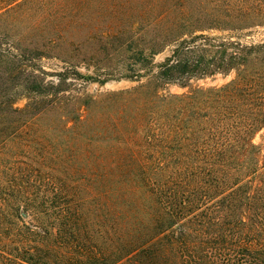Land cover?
I'll return each mask as SVG.
<instances>
[{"label":"trees","instance_id":"trees-1","mask_svg":"<svg viewBox=\"0 0 264 264\" xmlns=\"http://www.w3.org/2000/svg\"><path fill=\"white\" fill-rule=\"evenodd\" d=\"M259 27L264 0H0V264H264Z\"/></svg>","mask_w":264,"mask_h":264},{"label":"rangeland","instance_id":"rangeland-1","mask_svg":"<svg viewBox=\"0 0 264 264\" xmlns=\"http://www.w3.org/2000/svg\"><path fill=\"white\" fill-rule=\"evenodd\" d=\"M41 11H44V10L42 9L37 10L36 16H38L41 13ZM28 22H29L28 19L27 20L18 19V21H16L15 23H11L13 24V28H12L13 30L11 32L12 33L24 32L25 23H28ZM132 33H134V31ZM248 39H264V27H259V28L254 29L253 35L249 37ZM130 55H131L130 52L129 53L122 52V54L108 55L107 51L101 50L98 53V55L95 58H93V60H90V61H94V62H91V66H92L91 69H94L96 67V63L98 62L97 60H99L100 62L99 70L101 71L100 73H102L101 77H105L106 76L105 73H108V74L111 72L118 73L117 72L118 69H121V68L123 69L127 64L130 63V60H131ZM163 57L164 55H158L157 60L160 61L163 59ZM40 63L44 66V69L50 72H53L55 70L60 71L62 70L61 67L64 65L57 59H49L46 57L42 58L40 60ZM80 71L82 73H85L87 72V69L84 66H82L80 67ZM233 77H234V73H231L228 75L217 74V75L206 77L203 79L194 80L192 81V86L219 87V86H222L228 83L230 80H232ZM48 78L57 81L56 78H53L52 76H49ZM82 83H83L84 91L96 98H102L103 96L109 93L118 92L120 90L133 89L134 86L138 84L137 82L134 81V79H130V78H121V79L113 78L103 83H100L98 81H90V82L82 81ZM188 90L189 88H182L177 85H171L168 87V91L170 93H184V92H187ZM26 103H27V99L22 98L18 100L17 106L24 107ZM257 140L259 139L257 138ZM133 147H134V143H133Z\"/></svg>","mask_w":264,"mask_h":264}]
</instances>
